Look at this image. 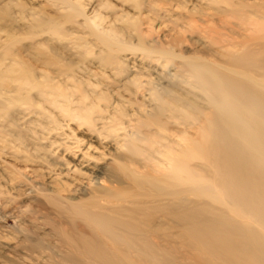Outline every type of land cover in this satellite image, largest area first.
Segmentation results:
<instances>
[{
    "label": "bare ground",
    "instance_id": "bare-ground-1",
    "mask_svg": "<svg viewBox=\"0 0 264 264\" xmlns=\"http://www.w3.org/2000/svg\"><path fill=\"white\" fill-rule=\"evenodd\" d=\"M57 1L67 4L71 23L96 42L77 36L64 43L70 36L64 28L36 18L29 32L48 33L61 50H74L75 74L71 58L66 63L69 57L55 56L54 45L33 39L37 43L27 46L56 71L50 75L38 68L39 81L20 61L27 46L19 54L13 36L1 41L0 109L15 103L28 108L32 102L20 91L30 89L38 98L35 113L49 123L42 126L43 136L59 128L60 119L72 121V131L85 128L61 142L67 157L51 152L42 158L51 160L44 174L55 171L37 191L40 225L49 228L25 238L23 259L35 264H264V0H207L215 13L234 20L240 41L199 29L195 3L172 21V34L153 39L152 21L163 11L153 1L122 0L138 10L128 19V36L114 26L102 27L104 16L89 18L74 1ZM142 22L149 25L146 34L138 28ZM196 32L204 41L195 39ZM127 54L131 59L139 54L147 66H129ZM87 56L100 74L82 62ZM152 63L162 67L155 76ZM9 87L13 93L3 97L1 90ZM126 128L134 134L122 138L121 151L111 154L107 167L88 163Z\"/></svg>",
    "mask_w": 264,
    "mask_h": 264
},
{
    "label": "rangeland",
    "instance_id": "rangeland-1",
    "mask_svg": "<svg viewBox=\"0 0 264 264\" xmlns=\"http://www.w3.org/2000/svg\"><path fill=\"white\" fill-rule=\"evenodd\" d=\"M69 1L71 2L74 1V3L80 6V8L85 10L84 12L89 18L95 15L100 17L104 16L103 20L101 21L102 27L108 29L107 27L114 26L118 29H121V31L124 32V36L126 35L128 36V33L126 32V28H125L126 25H128V22H132L131 20L128 21L129 17L132 15H136V12L138 11L137 9H134L132 5H130V2H123L122 0H69ZM148 1L149 2L153 1L156 7L162 8L163 10L161 11V19H156L152 21L154 28L152 29L151 38L153 39L158 37L159 39H162L163 35L166 34L165 35L166 37L172 34L173 33V30H171L172 29L171 24H173L172 21L176 18H179V14L180 16L185 15L188 12V10L191 8V4L195 3V9H197L198 11H194L193 15L197 19H199V22H197L199 29L201 30L207 29L206 31L211 33V35H215L219 32H222L227 35L228 41H240V37L237 36L239 31L232 24L234 20L224 16L223 14L215 13L212 8L215 5L211 4L212 6H210L207 0H190L191 2L193 1L192 3L189 2V0H148ZM57 2L60 1L0 0V51H1V41L4 39V36L7 34L13 36V38L16 40L13 47L15 50L19 51V54L25 52L24 50L28 48L26 50L28 51V53L25 52L24 54L25 56H23V54H21L22 56L20 55L21 57L20 61L24 62V65H26L25 67H27V70H32L33 77L36 78L38 75L39 78L37 77V80L39 81L41 80V77L38 74L37 71L38 68L48 69L50 75H53L56 71H54V68L52 70L51 69L52 67L49 68L50 66L43 64L41 55L37 53L35 48L27 46L29 45L30 42H33L34 40L37 42L39 40L41 41L47 40V44L49 46H51L52 48L55 46V48L53 49V52L56 53L55 56L62 54L59 56L65 57L64 59L69 57V59L66 60L67 62L63 59L66 63L70 62V58H71V61H73L71 67L75 71L74 74L78 70L77 68L79 67V63L76 55L74 54L75 52L74 50H72V52L69 53L68 51L61 50V47H59L57 40L50 38L48 33L43 32L40 34H31L29 32L30 25L35 18L43 22H46L47 24L48 23L52 25L56 23L59 24L57 26L58 29L56 30L59 29L62 30L64 28L63 30H65V32L70 34L69 36L70 39L66 38V40H64V43L74 40L77 36H80L83 39L89 41L96 42L95 38L92 35L88 33L82 34L81 32L82 29L77 28V26L71 23V20L68 17L70 12L67 13V11H70L71 9L68 6H66L67 4L64 3L61 4V2L60 3ZM219 5L222 6L223 3H219ZM163 6L165 7L163 8ZM144 9L145 8H143V10ZM144 13L148 15L146 12ZM145 14L143 15L144 17L146 16ZM74 19L77 22H81L83 18L77 16ZM144 22H142V24L138 28L143 32V34H146L148 32L149 25ZM178 23H179V19H178ZM165 26L167 28L166 30H165ZM199 34H200L199 32H196L194 33L193 36L195 37V39L199 37V42H201V40L204 41V38H201V35ZM21 37L23 39H21ZM132 39L133 41H135L136 38L134 37ZM50 41H52L50 43L51 45L49 44ZM37 42H35V44ZM202 45L203 44L201 43V45L198 46H202ZM22 46L24 47L27 46V48L24 47L22 48ZM30 48L34 52V55L33 52H30L31 50ZM95 49H97L96 45L94 47V50ZM198 49L200 48L198 47ZM132 57L133 59H131V55L127 54V59L130 60L129 66L132 67V65H135V67H139V68L142 67L145 68L147 66V62L143 60V58L139 54L132 55ZM86 58L83 59L82 62H84L88 66V68L90 67L91 69L95 68L100 74L101 69L99 68L100 66L97 67V63H95L96 61L93 60L94 63L89 64V60H91V57L87 56ZM38 60H40V62ZM151 66L152 68L150 69L151 70L150 73H152V76H155L156 73L158 74V72L162 70V67L156 63H152ZM169 70L172 72L174 70V67L170 66ZM18 74L19 73L16 72L13 75H18ZM77 74L84 75L80 70L79 73ZM60 81L62 82L63 80ZM10 88L11 87L3 88L1 90V92L3 93V97H6L8 96V94L13 93L10 91L11 90ZM26 90H22L24 92L26 91L25 93H23L22 91L20 92L22 96L30 99V101L32 102L31 106L27 108L26 105H25L26 107H24L23 104L15 103L5 109H0V136H1L0 138V242L2 243V244L0 243V247H1L0 264H10V262L11 264L36 263L34 261H30V260L28 261V259L25 258L23 259L22 256H24V251H22L23 249L20 247L23 244L25 238L33 239L37 235L39 236L43 235L44 233L47 232L49 228L47 224H45L46 226L40 225V218L41 216H43V213L37 207V204L39 202L38 199L39 195L37 194L38 193L37 191L39 190L40 187L46 185L49 182L50 178L54 177V175L51 174H53L55 171L53 170V172H51L50 174H44L45 173L44 169H46L45 167L49 166L48 163L51 162V160L48 157L43 160L42 158L44 157V154L48 155L51 152H52L51 155L54 156H58L59 154H61V156L64 155L65 157H67L69 153L68 152L63 153L64 151L61 142H64L66 139L71 138L72 135L79 136V133L81 135L82 132L84 133L85 131V128L83 127H79V129L77 130L75 129L72 131V128L75 126L72 123V121L69 120L65 121L60 119L59 124L61 128L59 127L56 130H53L49 136L47 135L43 136L42 134L46 132V129H42L43 128L42 126L46 128L45 126H48L49 123L46 120V118H41L35 113L36 102H38V98L35 94V91L30 89H26ZM70 95H71L70 98L74 100L73 99V97L75 96L74 93ZM150 106H147L146 108L149 109ZM45 107L48 108V105L46 104ZM134 108H136V106L133 107V111ZM55 113L56 112L53 111V114ZM5 117H7V119ZM133 134L134 131L132 129L126 128L125 130L118 131L119 137L116 140L111 138L108 141H106V143L110 145V147L108 148L104 147L103 149L99 148L93 154V156L95 157H92L90 159L91 162L89 160L88 163H92V165H96L98 167H107L111 163V154L121 151L120 146L122 140L126 136ZM40 135L41 138H39ZM49 140L55 141L53 147H49V142H50ZM46 150L49 151V153ZM25 167H27V169L28 167L35 169L33 174L34 175L37 174L38 177L34 178V176H32L33 174L29 172ZM41 175H43L44 177L42 178ZM36 225L37 227H35ZM18 249L20 252L18 251ZM16 253H18V255Z\"/></svg>",
    "mask_w": 264,
    "mask_h": 264
}]
</instances>
